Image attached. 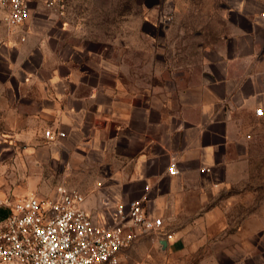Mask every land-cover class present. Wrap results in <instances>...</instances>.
<instances>
[{"label": "crops", "instance_id": "obj_1", "mask_svg": "<svg viewBox=\"0 0 264 264\" xmlns=\"http://www.w3.org/2000/svg\"><path fill=\"white\" fill-rule=\"evenodd\" d=\"M211 3L220 19L211 26L209 41L199 45L203 54L199 98L194 103L184 99L175 113L168 109L169 98L164 94L161 111L155 109L153 93H138L137 78L125 76L115 64L112 77L101 75L107 67L84 61V45L65 42L55 21L46 28L40 23L42 15L30 17V13L22 25L7 27L0 8V169L17 180L25 173L9 171L6 165H20L32 149L40 159L38 165L45 167L26 188L14 193H53L62 183L54 185L52 176L60 169L63 174L67 163L89 155L100 142L101 155L113 152L129 158L114 170L107 169L104 193L114 200H127L137 197L148 183V207L165 218L164 208L175 207L176 200L180 208H187L191 191L198 192L194 197L199 201L207 183L222 180L200 168L231 164L235 158L227 159V150L235 154L241 150L245 163L253 149L260 154L264 149V0ZM257 107L261 115L255 114ZM42 127L62 131L63 136L47 138ZM155 129H159L157 138ZM173 133L183 141L181 146L171 142ZM171 160L178 174L167 173ZM257 197L254 202L245 188L226 198L231 213L240 200L243 218L216 222L218 229L224 228V236L215 238L216 248L205 254L203 262L246 264L254 259L264 264V222L249 221L248 208L255 203L264 208V194ZM96 200L85 196L84 206L89 209ZM183 234L180 230L179 238ZM172 246L168 239L160 249Z\"/></svg>", "mask_w": 264, "mask_h": 264}, {"label": "rangeland", "instance_id": "obj_2", "mask_svg": "<svg viewBox=\"0 0 264 264\" xmlns=\"http://www.w3.org/2000/svg\"><path fill=\"white\" fill-rule=\"evenodd\" d=\"M49 1L28 0L30 17L42 15L44 21L40 23L46 28L55 21L54 27L62 31L60 35L65 42L84 45V61H90L93 66L101 62V68L102 65L107 67L105 71L101 69V75L105 73L106 77H112L115 64L125 76L137 78L138 93H153L155 109L160 111L163 94L169 98L171 113L176 112L184 99L186 103H194V99L199 98L203 59L199 45L209 41L211 26H216L220 19L213 11L216 6L211 0H52L63 3L62 12L48 7ZM125 86L130 88L127 81ZM154 119L158 116L155 115ZM158 132L159 129H155V138ZM170 140L179 146L183 143L174 133ZM100 149L101 143L97 142L89 155L77 157L74 164L67 163L63 174L58 167L60 170L50 181L54 185L62 183L76 187L91 201L98 198L101 191H107L104 178L107 169L114 170L119 163L129 159L112 151L109 156L101 155ZM79 150L84 152L82 148ZM235 151L236 154L234 150H227L230 155L227 159L235 158L231 164L222 163L211 170L209 167L199 169L222 178L207 183L199 201L194 197L198 192L191 191L187 208H180L177 200L175 207L164 208L165 236L172 240V248L161 250L159 238L146 235L124 252L120 264H226L224 260H201L216 248L215 238L224 236V228L218 229L216 222L224 223L231 216L234 221L243 218L240 200L234 203L236 208L231 213L226 198L230 194H240L245 188L251 192L254 202L258 201L257 193L264 194V149L260 154L258 149H253L247 163L242 161L241 150ZM30 152L31 155L23 156L20 165H6L9 171L25 173L17 180L10 179V174L2 173L0 169V191H4L0 205L4 206L5 199L20 196L14 190L26 188L35 180V175L44 170L45 167L38 165L40 159L36 158L35 150ZM259 156L263 159H258ZM179 172L178 169L177 174ZM242 174H245L244 178ZM225 176L232 181H227ZM248 211L251 223L264 222V208H258L255 203ZM180 230L184 233L181 238L178 235ZM258 263L254 259L246 262Z\"/></svg>", "mask_w": 264, "mask_h": 264}, {"label": "built area", "instance_id": "obj_3", "mask_svg": "<svg viewBox=\"0 0 264 264\" xmlns=\"http://www.w3.org/2000/svg\"><path fill=\"white\" fill-rule=\"evenodd\" d=\"M47 5L60 12L64 7L52 0ZM0 8L7 27L22 25L30 15L28 0H0ZM254 112L261 115L262 109ZM44 135L54 138L63 132L46 129ZM177 172L176 162L169 161L167 173ZM149 192L148 183L137 197L127 200H114L102 192L89 209L84 206L85 195L64 184L51 194L5 199L9 213L0 220V264H120L139 238L153 235L168 240L163 217L148 207Z\"/></svg>", "mask_w": 264, "mask_h": 264}, {"label": "trees", "instance_id": "obj_4", "mask_svg": "<svg viewBox=\"0 0 264 264\" xmlns=\"http://www.w3.org/2000/svg\"><path fill=\"white\" fill-rule=\"evenodd\" d=\"M9 213V209L6 206L0 205V220L4 219Z\"/></svg>", "mask_w": 264, "mask_h": 264}, {"label": "water", "instance_id": "obj_5", "mask_svg": "<svg viewBox=\"0 0 264 264\" xmlns=\"http://www.w3.org/2000/svg\"><path fill=\"white\" fill-rule=\"evenodd\" d=\"M159 243H160L161 247L164 248L165 245H166V240H165V239H161V240L159 241Z\"/></svg>", "mask_w": 264, "mask_h": 264}]
</instances>
